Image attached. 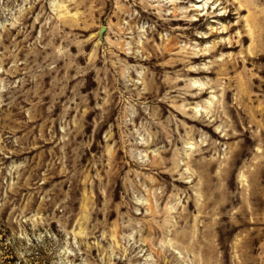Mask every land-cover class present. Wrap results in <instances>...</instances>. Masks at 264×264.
<instances>
[{
    "label": "rangeland",
    "instance_id": "374dc122",
    "mask_svg": "<svg viewBox=\"0 0 264 264\" xmlns=\"http://www.w3.org/2000/svg\"><path fill=\"white\" fill-rule=\"evenodd\" d=\"M0 264H264V0H0Z\"/></svg>",
    "mask_w": 264,
    "mask_h": 264
},
{
    "label": "water",
    "instance_id": "95a60500",
    "mask_svg": "<svg viewBox=\"0 0 264 264\" xmlns=\"http://www.w3.org/2000/svg\"><path fill=\"white\" fill-rule=\"evenodd\" d=\"M105 31H106V28L102 27L99 34L102 36Z\"/></svg>",
    "mask_w": 264,
    "mask_h": 264
},
{
    "label": "bare ground",
    "instance_id": "6f19581e",
    "mask_svg": "<svg viewBox=\"0 0 264 264\" xmlns=\"http://www.w3.org/2000/svg\"><path fill=\"white\" fill-rule=\"evenodd\" d=\"M175 16H176V15H175ZM228 17H230V15H229ZM213 35H214V34H213ZM213 35H212V36H213ZM205 38H207V37H205ZM220 47H221V46H220ZM222 47H225V46L222 44ZM201 58H203V57H201Z\"/></svg>",
    "mask_w": 264,
    "mask_h": 264
}]
</instances>
